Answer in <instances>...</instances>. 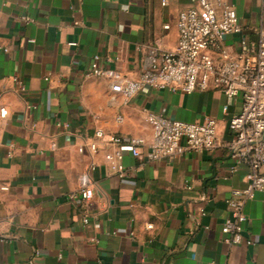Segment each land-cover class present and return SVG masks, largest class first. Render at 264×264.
Segmentation results:
<instances>
[{"label":"crops","instance_id":"obj_1","mask_svg":"<svg viewBox=\"0 0 264 264\" xmlns=\"http://www.w3.org/2000/svg\"><path fill=\"white\" fill-rule=\"evenodd\" d=\"M161 1L0 0V47L8 49L0 48V107L7 110L0 116V264H264V191L244 206L245 239L254 244L229 245L221 232L226 200L244 186L246 166L231 172L224 148L173 160L145 157L147 112L187 123L214 118L224 141L241 97L225 112L219 89L150 90L125 100L108 79L84 76L94 55L134 79L149 47L174 50L178 13L192 3ZM226 1L245 36L256 39L264 0ZM13 76L23 81L24 95ZM98 128L144 139L139 158L123 148L124 179L104 159L111 147L87 149ZM92 164L94 196L69 200Z\"/></svg>","mask_w":264,"mask_h":264},{"label":"built area","instance_id":"obj_2","mask_svg":"<svg viewBox=\"0 0 264 264\" xmlns=\"http://www.w3.org/2000/svg\"><path fill=\"white\" fill-rule=\"evenodd\" d=\"M191 3L190 7L178 13L176 48L159 51L149 47L147 65L137 78L131 79L104 67L99 55L93 56L84 76L108 79L111 90L125 100L150 90L187 94L219 89L226 98L225 112L229 104L241 97L239 110L228 121L229 137L224 141L218 138L214 118L187 123L151 111L144 116V122L151 128L145 154L147 160H173L186 152L224 148L231 155V172L240 165L247 167L244 186L233 190L226 200L229 214L221 226L224 242L238 244L245 239L244 226L248 220L244 212L245 203L257 192L264 191V28L258 29L256 39H249L233 5L226 0H191ZM161 4L165 5L166 0ZM24 20L32 21L29 17H24ZM164 28L167 29L168 25ZM234 37L237 39L228 40ZM12 80L16 91L24 95L23 81L18 76H13ZM6 113V108L0 107V116L5 117ZM99 142L112 148L104 153V159L110 169L124 179L123 148L139 158L145 141L130 135L106 133L98 128L87 149L96 153ZM78 150L83 153L86 148L81 146ZM93 170L94 164L79 175L77 188L68 195L69 200L75 196L84 203L92 199L95 186ZM1 188L7 189L6 186ZM81 221L84 227L90 226L86 213H82ZM245 242L254 244L250 238Z\"/></svg>","mask_w":264,"mask_h":264}]
</instances>
